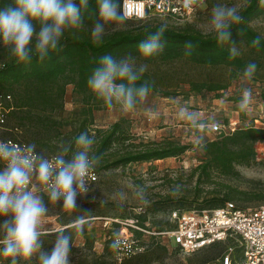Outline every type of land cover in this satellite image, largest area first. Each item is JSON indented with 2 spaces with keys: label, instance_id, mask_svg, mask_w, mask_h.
I'll list each match as a JSON object with an SVG mask.
<instances>
[{
  "label": "rangeland",
  "instance_id": "1",
  "mask_svg": "<svg viewBox=\"0 0 264 264\" xmlns=\"http://www.w3.org/2000/svg\"><path fill=\"white\" fill-rule=\"evenodd\" d=\"M217 3L228 6L235 4L241 11L248 5L249 0H206L194 17L188 19L155 17L150 19V22L167 23L169 28L178 31L211 36L206 31V25L211 8ZM145 24V22L128 21L118 30H133ZM251 26L264 35V14L253 20ZM2 50L3 47H0V54ZM242 52L246 53V51ZM147 70L157 74L167 87L164 86L160 94L149 95L148 99L138 105L133 112L124 113L118 108L109 109L92 93L84 96L76 93L74 86H68L63 107L52 116L59 123L58 130L51 134L52 141L49 143L51 147H55L54 151L40 144L36 129L21 128V137L27 143H35L36 149L46 156L54 155L61 141L73 140L79 123L86 116L93 121L95 128L104 130L120 123L132 136L125 147L130 144L139 146L140 143L152 144L153 147H163L168 143L190 147L189 151L178 158L133 163L125 167L101 171L98 183L92 187L93 192L88 196L77 198V209L74 212L61 209L62 203L57 206L50 205L46 227L53 230L64 227L73 231L74 246L71 249L70 264H221L220 261L227 252L229 243L207 247L192 254L182 253L176 248L167 234L175 226L171 218L172 212L214 208L221 205V200L229 194L235 196L236 199L232 202L241 208L264 206V141L256 144L257 158L254 164L237 166L236 174L233 176H223L211 170L210 177L195 172V169L209 157L205 150H201L193 141L195 135L203 136L205 145L217 140L219 135L213 132V127L221 124L218 116L224 112L231 117L234 115L228 118L231 119L230 122H236L239 126L242 125L241 120L243 126L255 120H258L257 126L264 124V71L260 72L256 79L253 78L248 82L247 86L253 91V103L250 111H241L238 107L241 75L231 79L230 71L227 69L197 67L185 62L149 65ZM194 83L228 84V89L220 94L208 92L199 94L192 91ZM11 91L12 95L17 96L21 88L14 86ZM215 95H222L223 98L216 101V106H212ZM223 99L233 100L230 101L233 104L230 111L212 110V107L223 108L222 104H225ZM177 100L181 105H187L190 110L200 113L203 127L194 129L188 122L178 118ZM90 110L92 112L87 113ZM20 117H23V114H20ZM18 125L17 118L10 119V129ZM135 185L146 187L147 204L141 203L132 195V188ZM177 185L180 186V191L173 194ZM120 190L125 191L129 196L122 207H118L111 199L112 194ZM239 192L243 194H238ZM102 199L107 200V203L101 205L99 201ZM140 211L148 232L152 233L143 234L141 238L146 247L145 251L153 248L152 242L158 241L159 245L149 253L119 263L114 250L110 247L111 239L116 233L119 237L127 236L128 231L131 230L128 222L131 224V221L136 220ZM78 215L86 217L82 232L74 228ZM157 232L165 234L153 235ZM54 239V235L46 238L45 249L51 250ZM240 253V249L237 248L235 255L238 264H243ZM0 264H10V261L0 257ZM21 264L24 262L22 261Z\"/></svg>",
  "mask_w": 264,
  "mask_h": 264
},
{
  "label": "clouds",
  "instance_id": "2",
  "mask_svg": "<svg viewBox=\"0 0 264 264\" xmlns=\"http://www.w3.org/2000/svg\"><path fill=\"white\" fill-rule=\"evenodd\" d=\"M194 0H185L190 6ZM264 2V0H262ZM91 22V39L97 46L103 45L106 29L123 26L127 15L121 0H10L0 5V47L7 58L17 64L30 65L35 59L43 63L53 53L63 50L62 40L66 33L73 37ZM245 22L239 6L217 3L211 8L206 31L211 34L217 46L227 45L228 58L233 60L242 55L241 48L231 40V29ZM167 23H161L155 31L145 29L146 36L138 44L139 56L147 59L165 50ZM241 36L245 33L240 32ZM78 38V37H77ZM264 35H257L250 41L259 49ZM195 45L185 44V54L191 55ZM257 64L248 62L241 73V95L238 107L250 111L253 91L247 86L255 73ZM146 63H137L136 57L126 55L114 58L106 55L97 61L96 67L87 79L90 92L109 109L128 113L144 103L153 90L154 82L142 80L147 71ZM178 118L188 122L192 128L203 127L200 113L181 105ZM195 145L205 147L204 137L195 135ZM94 135L81 132L73 140L61 141L52 156L36 151L35 143L19 145L0 140V257L10 264H70L73 231L60 227H46L50 205H61V209L74 212L77 198L88 196L93 189L89 178L101 164L103 153L97 154ZM180 191L177 185L173 194ZM132 195L147 204V190L135 185ZM129 196L123 190L112 194V201L122 207ZM95 199V197H93ZM99 203L106 204L102 199ZM85 215H78L74 228L82 232ZM54 235L51 250L45 249L48 236ZM119 234H114L110 247L119 250Z\"/></svg>",
  "mask_w": 264,
  "mask_h": 264
},
{
  "label": "trees",
  "instance_id": "3",
  "mask_svg": "<svg viewBox=\"0 0 264 264\" xmlns=\"http://www.w3.org/2000/svg\"><path fill=\"white\" fill-rule=\"evenodd\" d=\"M8 2L10 0H0V5ZM121 3L123 4V0H121ZM240 14L244 16L245 22L231 29L230 43L234 41L246 53L243 54L242 52L241 56L233 60L228 58V46H217L211 36L190 31H178L169 27L164 37L165 50L145 59L139 56L138 44L146 36L145 29L155 31L160 26V24L151 23L150 20L127 19L123 26L128 21L146 23L137 29L128 31L118 30L123 26H109L106 29L102 46H97L92 42L90 35L92 24L90 21L86 22L85 28L77 34L78 38L66 33L61 42L63 50L53 53L51 58L43 63L34 59L30 65L17 64L7 58L3 49L0 54V90L12 94V87L18 86L21 88L17 96L13 95L15 110L12 112L10 119L17 118L20 128L36 129V136L40 137V144H44L54 151L55 147H51L49 143L52 141L51 134L58 130L59 123L52 116L63 107L67 87L74 86L75 92L84 96L91 93L87 87V79L96 67L99 58L106 55H111L114 58L131 55L136 57L137 63H146L148 66L185 62L197 67L227 69L230 71L231 79L240 76L244 66L248 62L254 61L258 66L253 77L256 79L260 72L264 71V41H262V46L259 49L251 47V39L261 35L251 26V22L264 14V2L262 0H249L248 5L240 11ZM241 30L245 33L243 36L240 34ZM189 41L195 47L191 55H186L185 44ZM142 80L154 82L150 95L160 94L162 88L167 87L157 74H152L148 70L144 73ZM227 89L228 84H192V91L199 94L204 92L220 94ZM221 98H223L222 95H215L213 100ZM91 112L90 110L87 113ZM20 114H23V117H20ZM241 122L242 125L238 126L234 133L219 135L217 140L205 145L203 149L209 159L198 166L195 172L210 177V172L213 170L223 176H233L236 174L237 166H250L256 162V144L264 141V128L257 127L254 122L243 126V121ZM228 123V121L224 122V124ZM84 131L95 136L97 141L95 145L96 153H103L101 164L96 168L99 173L133 163L178 158L190 150L188 145L174 143H168L163 147H153L152 144L143 143H140L139 146L130 144L125 147L126 142H130L132 136L125 131L120 123L104 130L95 128L93 121L87 116L79 123L74 138ZM121 148L123 149L121 150ZM238 194L243 193L239 192ZM234 199H236L235 196L229 194L221 200L222 204L219 206L224 205L226 202H232ZM136 221H138L139 227L148 231L143 214H139ZM136 234L141 238L144 233L136 231ZM113 238L110 237L111 241H113ZM152 244V249L147 252L144 251L131 259L153 251L159 245V242H152ZM114 253L116 255V250H114Z\"/></svg>",
  "mask_w": 264,
  "mask_h": 264
},
{
  "label": "built area",
  "instance_id": "4",
  "mask_svg": "<svg viewBox=\"0 0 264 264\" xmlns=\"http://www.w3.org/2000/svg\"><path fill=\"white\" fill-rule=\"evenodd\" d=\"M205 1L194 0L190 6H186L185 0H123L122 5L128 20L146 21L155 17L188 19L199 12ZM14 110V96L0 90V140L19 145L28 144L21 137L19 126L9 128L10 116ZM256 122L258 120L254 121L255 125ZM238 126L236 122L229 121L228 124L215 125L213 132L218 135L232 134ZM257 127L264 128V124ZM92 176L95 179L89 178L91 187L99 181L97 169ZM139 214H142L141 211ZM171 218L175 226L167 234L182 253L192 254L207 247L229 243L221 264H238L235 255L237 248L241 251L243 264H264V206L241 208L234 202H226L210 209L175 210ZM129 223L131 230L127 236H120L121 247L116 250L119 263L145 251L142 237H138L136 231L152 234L139 227L136 220ZM162 234L165 233H153L157 236Z\"/></svg>",
  "mask_w": 264,
  "mask_h": 264
},
{
  "label": "crops",
  "instance_id": "5",
  "mask_svg": "<svg viewBox=\"0 0 264 264\" xmlns=\"http://www.w3.org/2000/svg\"><path fill=\"white\" fill-rule=\"evenodd\" d=\"M222 99V98H221ZM221 99H215V100H213V103H212V106H216L215 104H216V101H218V100H221ZM222 101H225L224 103L225 104H222V107L223 108H220V109H218V108H215V107H212V110H216V112H219V111H222V110H228V111H230L229 109L232 107V102H233V100H228V99H223ZM230 101H232V102H230ZM221 105V104H220ZM244 116V113L242 114V117ZM247 116V115H246ZM219 120H220V123H224V122H229L230 120H229V118L228 117H230V118H232V117H234V115L231 117L229 114H226L225 112H224V114H219ZM241 120V119H240ZM242 121V120H241Z\"/></svg>",
  "mask_w": 264,
  "mask_h": 264
}]
</instances>
